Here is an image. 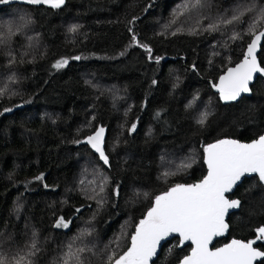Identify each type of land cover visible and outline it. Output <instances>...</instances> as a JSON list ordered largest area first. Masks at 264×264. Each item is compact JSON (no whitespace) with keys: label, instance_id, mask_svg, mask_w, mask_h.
<instances>
[{"label":"trees","instance_id":"obj_1","mask_svg":"<svg viewBox=\"0 0 264 264\" xmlns=\"http://www.w3.org/2000/svg\"><path fill=\"white\" fill-rule=\"evenodd\" d=\"M248 7L255 10L243 22L206 30ZM262 7L264 0L0 6V260L15 264L35 232L39 251L28 257L32 264H63L69 245L75 253L69 264H112L109 256L127 251L156 195L207 175L204 147L218 139L249 143L264 134V78L235 101L221 100L211 86L243 58ZM74 24L80 27L72 33ZM234 33L243 38L232 39ZM141 44L151 48L152 59ZM61 58L67 66L54 68ZM257 58L264 67V40ZM99 127L106 130L107 165L85 142ZM229 194L240 206L228 210V228L212 250L233 239L255 240L264 226L258 174L243 176ZM59 217L70 221L66 228L55 226ZM254 247L264 251V242ZM192 248L174 234L150 264H178Z\"/></svg>","mask_w":264,"mask_h":264},{"label":"snow or ice","instance_id":"obj_2","mask_svg":"<svg viewBox=\"0 0 264 264\" xmlns=\"http://www.w3.org/2000/svg\"><path fill=\"white\" fill-rule=\"evenodd\" d=\"M6 2L8 0H0V3ZM27 2L60 8L66 0H27ZM195 3L199 6L201 0H195ZM254 10V7L240 10L230 19H220L217 23H210L206 30L219 31L221 25L241 23L244 14ZM259 24H264V7L257 11L249 27L248 34L251 40L247 44L243 60L235 67L228 68L226 73L219 77V84L212 85L218 90L220 99L225 102L235 101L242 93L250 92L249 83L254 74L264 73V67L260 66L256 56L260 43L264 40V30L256 31ZM79 27L78 24L71 25L69 31L75 33ZM242 38L239 33H234L232 36V39ZM133 41L139 44L135 34H133ZM140 47L144 48L149 53V59H152L151 48L143 44ZM73 59L79 60L81 57L76 56ZM161 59L162 57H156L157 62ZM67 64L68 59L61 58L53 67L61 69ZM2 94L0 92V95ZM198 98V96L194 97L188 107H192ZM10 110L5 109V111ZM160 115V112L156 113L157 118ZM208 116L207 111L201 113L197 123L203 126ZM136 127L135 123L132 124L130 131H135ZM105 131L104 127H99L92 135L86 137V142L107 165L109 156L104 149ZM76 142L81 143V141ZM204 152L206 153L207 175L198 183L175 184L163 194L156 195L145 217L139 220L130 238V247L127 251L114 260L112 256H109L108 259L112 261V264H150L161 241L173 233H179L182 242L191 241L195 245L191 254L185 256L181 264H255L259 258H264V251L254 247L257 241H264V226L256 229L258 235L255 240L245 242L233 239L231 243L215 250L209 247L213 237L222 235L227 230L225 216L228 210L240 206L239 200H229L225 194L231 192L241 177L247 173L258 174L259 180L264 182V134L249 143H242L235 139H218L204 147ZM190 167L191 163L180 165L182 169ZM175 174L172 173V175ZM163 175L167 177L169 173L165 172ZM43 178V173L36 177L37 180H43ZM100 191H104L103 186ZM115 194L119 195L118 187ZM68 223L70 221L66 222L63 217H59L55 226L66 228ZM36 235L34 232L33 240L28 245V251L14 258L15 264H32V260L28 257H34L39 251ZM65 255L67 259L63 264H69L75 256V253L71 251V245H69V252ZM0 264H4V261L0 260Z\"/></svg>","mask_w":264,"mask_h":264},{"label":"water","instance_id":"obj_3","mask_svg":"<svg viewBox=\"0 0 264 264\" xmlns=\"http://www.w3.org/2000/svg\"><path fill=\"white\" fill-rule=\"evenodd\" d=\"M14 2H19V3H24V2H26V3H28L27 2V0H8V2H6V3H0V6H2V5H6V4H9V3H14ZM28 4H30V3H28ZM39 5H44V4H39ZM46 5V4H45ZM247 50V49H246ZM258 51H259V48H258V50H257V53H256V56H257V54H258ZM245 53H246V51H245ZM243 58H244V56H243ZM243 58L241 59V61L243 60ZM240 61V62H241ZM257 61H258V58H257ZM239 62V63H240ZM259 62V61H258ZM238 64V63H237ZM236 64V65H237ZM260 64V63H259ZM235 65V66H236ZM235 66H232V67H235ZM261 66V65H260ZM227 71V70H226ZM226 71L222 74V75H224L225 73H226ZM221 75V76H222ZM257 76H260V77H262V78H264V73H256V74H254V76H253V79H252V81H250V83L252 82H254V80H255V78L257 77ZM250 83H249V88H250ZM251 83V84H252ZM216 84H219V79H218V82L216 83ZM213 84L211 83V86H212ZM212 89L214 90V92H218V90L216 89V88H213L212 87ZM219 93V92H218ZM250 94V92H248V93H242L241 94V96H243V95H249ZM240 96V97H241ZM240 97H238V99L240 98ZM205 162H206V153H205ZM206 165H207V163H206ZM247 174H250V173H247ZM241 179H242V177H241ZM215 239V237H213V239H212V241ZM212 241H211V243H212ZM211 245V244H210ZM210 245H209V247H210ZM193 246L195 247V245L193 244Z\"/></svg>","mask_w":264,"mask_h":264},{"label":"flooded vegetation","instance_id":"obj_4","mask_svg":"<svg viewBox=\"0 0 264 264\" xmlns=\"http://www.w3.org/2000/svg\"><path fill=\"white\" fill-rule=\"evenodd\" d=\"M257 77H258V76H257ZM257 77H256V78H257ZM256 78H255V80H256ZM251 83H252V82H251ZM251 83H250V85H251ZM251 174H253V173L245 174L244 176H248V175H251ZM255 174H256V173H255ZM242 178H243V177H242ZM234 187H235V186H234ZM234 187H233L232 191L234 190ZM232 191H231V192H232ZM230 194H231V193H230ZM230 194H229V193H226V194H225L227 199H229L228 196H229ZM229 200H230V199H229ZM215 237H216V238H217V237H220V235L215 236ZM216 238H215V239H216ZM215 239L212 241V243H210V244H211V245H210V248H212L213 245L215 244ZM261 242H264V241H261Z\"/></svg>","mask_w":264,"mask_h":264},{"label":"rangeland","instance_id":"obj_5","mask_svg":"<svg viewBox=\"0 0 264 264\" xmlns=\"http://www.w3.org/2000/svg\"><path fill=\"white\" fill-rule=\"evenodd\" d=\"M85 142H86V139H85ZM230 210V209H229ZM174 234H177V233H173V234H171V235H169L168 237H170V236H172V235H174ZM168 237H166V238H168ZM163 241V240H162ZM161 241V242H162ZM161 244V243H160ZM159 248V247H158ZM157 251H158V249H157ZM126 252V251H125ZM178 264H181V262L180 263H178Z\"/></svg>","mask_w":264,"mask_h":264}]
</instances>
